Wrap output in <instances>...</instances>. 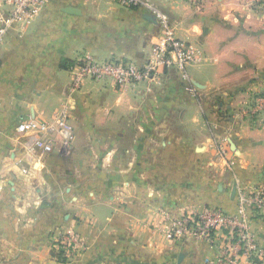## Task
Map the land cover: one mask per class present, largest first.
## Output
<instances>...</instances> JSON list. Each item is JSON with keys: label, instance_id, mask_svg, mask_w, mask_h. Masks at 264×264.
<instances>
[{"label": "crops", "instance_id": "1", "mask_svg": "<svg viewBox=\"0 0 264 264\" xmlns=\"http://www.w3.org/2000/svg\"><path fill=\"white\" fill-rule=\"evenodd\" d=\"M146 1L201 56L151 83L85 80L71 93L72 65L62 67L146 62L161 27L144 8L45 0L29 24L0 36V264H52L45 233L66 212L92 218V250L79 264H204L216 246L171 238L169 220L202 207L234 214L237 189L264 184V111L236 114L251 84L264 97V0ZM56 110L70 113L73 142L16 161V125L53 123ZM251 232L264 249V216Z\"/></svg>", "mask_w": 264, "mask_h": 264}, {"label": "built area", "instance_id": "2", "mask_svg": "<svg viewBox=\"0 0 264 264\" xmlns=\"http://www.w3.org/2000/svg\"><path fill=\"white\" fill-rule=\"evenodd\" d=\"M127 7L144 8L151 13L159 26L161 34L143 64L128 63L121 60L103 62L83 58L70 67V89H80L83 81L110 80L116 86L125 88L139 83H151L166 68L185 70L188 65L197 63L201 56L196 48L178 38L167 16L146 0H116ZM45 0H0L1 6H8L0 15V36L14 24H29L44 5ZM264 111V97L257 95L249 104L236 110L243 119L252 118ZM16 131L30 138L29 149L51 150L54 140L45 135L55 131L62 139V144L70 145L74 133L68 115L64 112L54 114L53 123L34 118L22 120ZM220 157L228 160V150L223 144L216 146ZM236 211L228 214L219 208L202 207L184 212L169 220V236L173 239L187 238L200 240L218 249V255L205 259L204 264H258L264 259V249L259 246L251 226L254 219L264 216V184L252 189L239 187L235 193ZM221 232L218 239L216 234ZM60 243L65 245V240Z\"/></svg>", "mask_w": 264, "mask_h": 264}, {"label": "rangeland", "instance_id": "3", "mask_svg": "<svg viewBox=\"0 0 264 264\" xmlns=\"http://www.w3.org/2000/svg\"><path fill=\"white\" fill-rule=\"evenodd\" d=\"M255 84H251L250 87L252 86L253 89L245 93L249 99L257 96L258 92L262 90L261 86ZM72 91L70 90L71 93L75 92L74 90ZM246 102L249 103V101ZM58 111L61 112V110ZM58 111L56 110L55 112ZM63 112L68 116L70 115L68 111ZM15 133L18 135L17 140L21 146L19 150L15 151L14 159L16 161L19 160L22 164L24 162L23 160H28L30 140L28 135L17 132L16 127ZM52 136L55 139L54 142H62L57 132L52 131ZM8 157L11 158L9 155ZM21 169L23 172L26 171L25 167ZM25 175H28V173H25ZM92 229V218L81 217L76 213H64L58 222L45 233L46 249L48 250L46 257L52 264H79L84 259V256L89 255L92 250V242L95 236ZM59 237L65 240V245L60 243ZM37 264L46 263L38 262Z\"/></svg>", "mask_w": 264, "mask_h": 264}, {"label": "trees", "instance_id": "4", "mask_svg": "<svg viewBox=\"0 0 264 264\" xmlns=\"http://www.w3.org/2000/svg\"><path fill=\"white\" fill-rule=\"evenodd\" d=\"M65 63V62H64ZM71 65H73V62H67V63H65L62 67H64V68H68L69 66H71Z\"/></svg>", "mask_w": 264, "mask_h": 264}, {"label": "water", "instance_id": "5", "mask_svg": "<svg viewBox=\"0 0 264 264\" xmlns=\"http://www.w3.org/2000/svg\"><path fill=\"white\" fill-rule=\"evenodd\" d=\"M67 11H70L72 13H75L74 10H72V9H67Z\"/></svg>", "mask_w": 264, "mask_h": 264}]
</instances>
